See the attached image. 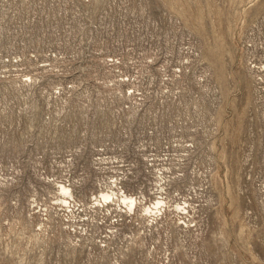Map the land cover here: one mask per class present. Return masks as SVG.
<instances>
[{"label": "rangeland", "instance_id": "obj_1", "mask_svg": "<svg viewBox=\"0 0 264 264\" xmlns=\"http://www.w3.org/2000/svg\"><path fill=\"white\" fill-rule=\"evenodd\" d=\"M0 264H264V0H0Z\"/></svg>", "mask_w": 264, "mask_h": 264}, {"label": "bare ground", "instance_id": "obj_2", "mask_svg": "<svg viewBox=\"0 0 264 264\" xmlns=\"http://www.w3.org/2000/svg\"><path fill=\"white\" fill-rule=\"evenodd\" d=\"M61 192L63 193V194H68V189H66L65 187H61ZM110 196L111 195H107V194H104V195H102V199L103 200H108L109 198H110ZM114 197V196H113ZM124 198V201L126 202V198L125 197H123ZM129 203L127 204V205H131L132 206V204H133V201L132 200H130L129 199V201H128ZM157 204H159L158 202H157ZM130 206V207H131Z\"/></svg>", "mask_w": 264, "mask_h": 264}]
</instances>
